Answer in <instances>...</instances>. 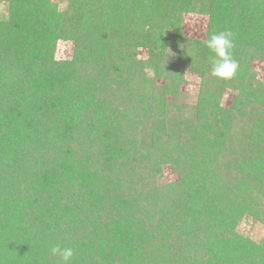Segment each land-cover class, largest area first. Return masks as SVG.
I'll list each match as a JSON object with an SVG mask.
<instances>
[{
  "label": "trees",
  "instance_id": "1",
  "mask_svg": "<svg viewBox=\"0 0 264 264\" xmlns=\"http://www.w3.org/2000/svg\"><path fill=\"white\" fill-rule=\"evenodd\" d=\"M69 1L103 30L70 35L53 0H0V264H59L54 245L75 250L71 264H264V240L238 229L264 223V84L250 72L264 61V0ZM182 11L207 15L205 39L234 34L233 79L208 76L212 54L181 33ZM166 27L201 78L170 115L152 79L140 87L133 51L113 59L121 31L158 50L144 65L177 93ZM58 39L73 41L71 59H54Z\"/></svg>",
  "mask_w": 264,
  "mask_h": 264
},
{
  "label": "rangeland",
  "instance_id": "2",
  "mask_svg": "<svg viewBox=\"0 0 264 264\" xmlns=\"http://www.w3.org/2000/svg\"><path fill=\"white\" fill-rule=\"evenodd\" d=\"M54 3L57 4L58 12L60 13V17L62 21H65L71 25H76L77 27L72 26L70 30H73L70 33H78L82 30L88 31L92 34L96 33L97 31H102L105 25L100 22L99 19H96L98 15L93 14L92 17H85L82 18V14L85 13L82 9L80 2H74L69 0H53ZM163 11V10H161ZM6 14V5L4 2H0V18L4 17ZM103 17H107L112 23H119L122 24L120 19L118 18L117 13H111V15H104ZM207 15L205 13H200L198 11H182L180 15V24L179 29L181 33L186 38H189V44L194 45L196 41L202 40L204 41L207 33ZM100 22V24H99ZM118 26V25H117ZM117 28V27H116ZM117 31V30H116ZM87 34V32H86ZM144 35V33H142ZM162 36V44L166 47V50L163 51L164 56L162 57V64L165 63L169 70L174 71L179 75V91L177 93H171L168 91H163V86L165 84V79L163 77H159L155 74L154 70L150 65H153L150 62V65L147 64L149 59L152 56V53L157 52L158 50H150L149 47L145 46H134L130 48L131 42L124 43L123 42V32L118 31L117 35L113 37V42H121L122 52L121 50L115 49V53H113V59H119L120 57L124 56V54H128L132 52L137 56L138 60L141 61L143 76L135 77L139 84L142 87V83L146 81H150L152 84V80L154 82V86L157 90H159V98H163L166 102V114L170 115L172 112L174 113L176 110V104L178 102H184V105H188L194 102L196 95L198 93L199 85H200V75L193 70L190 66L191 64L184 60L182 57V53L179 51L178 45H171L173 43V30L171 27H166ZM156 47V46H155ZM154 47V48H155ZM182 52H184L187 46H182ZM191 51L193 50L192 47L189 48ZM74 50V43L70 39H58L55 43L54 47V54L53 57L55 60H69L72 57V53ZM250 72L253 73L255 76V81L264 84V61L255 60L251 66ZM164 76V75H162ZM172 74H170L168 81L173 87V82L171 79ZM211 78V74L208 75ZM209 78V79H210ZM152 79V80H151ZM142 89V88H140ZM139 89V90H140ZM264 89H262L263 91ZM233 99V91L231 88H227L226 90L222 91L220 94V103L224 106H228ZM171 105H174V108H170ZM187 107V108H186ZM183 107V112L188 113L189 107ZM171 113H169V112ZM157 114V112H155ZM170 171H165L166 178H173L172 173ZM262 205L259 210L261 218H264V197L261 196ZM239 231L246 236L251 237L255 241L264 240V223L260 220L253 219L252 217L245 216L242 221L239 223L238 226Z\"/></svg>",
  "mask_w": 264,
  "mask_h": 264
},
{
  "label": "clouds",
  "instance_id": "3",
  "mask_svg": "<svg viewBox=\"0 0 264 264\" xmlns=\"http://www.w3.org/2000/svg\"><path fill=\"white\" fill-rule=\"evenodd\" d=\"M203 46L212 54L211 75L222 80L233 79L238 72L239 62L234 58L235 47L234 34L231 31L213 30L203 42ZM53 256L59 257V264H71L75 255L72 247L54 245L51 249Z\"/></svg>",
  "mask_w": 264,
  "mask_h": 264
}]
</instances>
